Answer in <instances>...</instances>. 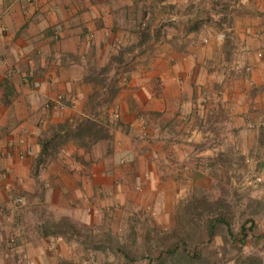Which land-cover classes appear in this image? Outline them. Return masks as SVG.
<instances>
[{
  "label": "crops",
  "instance_id": "obj_1",
  "mask_svg": "<svg viewBox=\"0 0 264 264\" xmlns=\"http://www.w3.org/2000/svg\"><path fill=\"white\" fill-rule=\"evenodd\" d=\"M88 120L98 135L64 134ZM53 135L64 142L44 151ZM10 141L0 264L67 260L82 239L43 223L98 226L106 196L124 205L115 230L143 226L130 215L144 196L165 202L198 179L247 180L264 203V0L16 1L0 19V149Z\"/></svg>",
  "mask_w": 264,
  "mask_h": 264
},
{
  "label": "rangeland",
  "instance_id": "obj_2",
  "mask_svg": "<svg viewBox=\"0 0 264 264\" xmlns=\"http://www.w3.org/2000/svg\"><path fill=\"white\" fill-rule=\"evenodd\" d=\"M127 81L120 85L125 86ZM116 115L112 118L118 119ZM71 126H62L67 130L64 134L79 137ZM55 141L63 143L64 137H57ZM197 181L179 195L166 196L165 202L161 196L150 200L144 196V212L130 215L133 222L143 225L140 229L129 227L130 218L123 221L128 227L112 229L115 214L124 205L117 196L104 197L107 204L99 220L101 224L93 226L77 221L82 232L79 241L82 240L76 245L71 243L70 257L64 258L73 264H87L84 260H91L88 264H264V203L251 196V184L247 180L230 181L224 177ZM141 187L135 188L136 191ZM200 198L205 204L196 201ZM219 213L232 220L236 237L241 224L247 223V227L253 224L245 244L235 245L226 239L225 223H217L216 233L209 238L207 219ZM87 252L92 254L88 260Z\"/></svg>",
  "mask_w": 264,
  "mask_h": 264
},
{
  "label": "trees",
  "instance_id": "obj_3",
  "mask_svg": "<svg viewBox=\"0 0 264 264\" xmlns=\"http://www.w3.org/2000/svg\"><path fill=\"white\" fill-rule=\"evenodd\" d=\"M77 128H78V132L76 135L78 136L89 135V134L90 136L92 135L96 136L100 133V130L98 129L96 123L93 121H85L79 123L77 125ZM55 140H56V135H53L50 139H48L44 144V151L47 150L48 147L55 149L57 146ZM196 201L198 202L200 201L199 204L200 203L205 204V201H203L202 198L197 199ZM249 221L252 222L251 219ZM217 223H225L228 227L229 234L231 236H234V240L240 242H242L243 239L248 236L247 230H253V224H250L249 227H247L248 226L247 223L241 224L238 232L239 236L236 237L233 228L231 227L232 220L227 218V216L224 215L223 213H219L218 215H215L207 219L209 238H212L213 235L216 233ZM43 225H44L43 227L44 233H49L51 235H56V236H63L66 238L67 241H70L72 239L79 240V236H81L82 234L78 224L68 217H61L58 218L57 220L51 219L44 222ZM172 251L173 250H169V252ZM58 264H73V262L62 260Z\"/></svg>",
  "mask_w": 264,
  "mask_h": 264
},
{
  "label": "built area",
  "instance_id": "obj_4",
  "mask_svg": "<svg viewBox=\"0 0 264 264\" xmlns=\"http://www.w3.org/2000/svg\"><path fill=\"white\" fill-rule=\"evenodd\" d=\"M16 1L18 0H11V2L6 6V8L4 9V11H0V19L2 18V16L4 15V13H6L7 11H9V9L11 8V6L16 3ZM221 37H224V34L220 35ZM127 81L126 79H123L122 82ZM48 107L53 106L54 108H56L59 111H62L66 108V104L63 101L60 100H55L52 103H49L47 105ZM113 116L116 117V113H113ZM24 139H20L19 140V144L23 143ZM14 144L12 141H10L7 146L6 149H0V163H1V159L5 158V157H10L12 155V148H13ZM30 152V149L26 148L25 150H21L19 151V157L22 158L24 157L26 154H28ZM24 199L22 197H16L14 199V203L16 205H21L23 204ZM12 242L14 241V239L11 240ZM20 262L22 261V259L19 260Z\"/></svg>",
  "mask_w": 264,
  "mask_h": 264
}]
</instances>
